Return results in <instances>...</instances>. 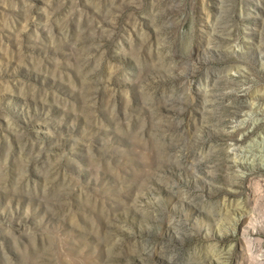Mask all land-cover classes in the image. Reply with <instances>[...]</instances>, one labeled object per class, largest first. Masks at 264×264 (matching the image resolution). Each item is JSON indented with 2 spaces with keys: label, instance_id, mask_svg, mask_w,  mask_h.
I'll return each instance as SVG.
<instances>
[{
  "label": "rangeland",
  "instance_id": "374dc122",
  "mask_svg": "<svg viewBox=\"0 0 264 264\" xmlns=\"http://www.w3.org/2000/svg\"><path fill=\"white\" fill-rule=\"evenodd\" d=\"M263 145L264 0H0V264H264Z\"/></svg>",
  "mask_w": 264,
  "mask_h": 264
},
{
  "label": "bare ground",
  "instance_id": "6f19581e",
  "mask_svg": "<svg viewBox=\"0 0 264 264\" xmlns=\"http://www.w3.org/2000/svg\"><path fill=\"white\" fill-rule=\"evenodd\" d=\"M262 148H263V149L259 148V149H261V150H258V149H257L258 151L262 152V153H261V156L264 155V145L262 146Z\"/></svg>",
  "mask_w": 264,
  "mask_h": 264
}]
</instances>
